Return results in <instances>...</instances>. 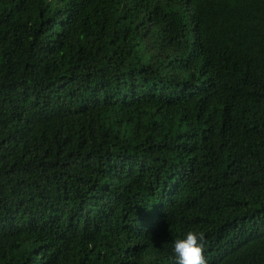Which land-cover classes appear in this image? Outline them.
<instances>
[{
	"label": "trees",
	"instance_id": "16d2710c",
	"mask_svg": "<svg viewBox=\"0 0 264 264\" xmlns=\"http://www.w3.org/2000/svg\"><path fill=\"white\" fill-rule=\"evenodd\" d=\"M264 264V0H0V264Z\"/></svg>",
	"mask_w": 264,
	"mask_h": 264
},
{
	"label": "clouds",
	"instance_id": "9594fccd",
	"mask_svg": "<svg viewBox=\"0 0 264 264\" xmlns=\"http://www.w3.org/2000/svg\"><path fill=\"white\" fill-rule=\"evenodd\" d=\"M207 236L203 230L189 227L171 242L170 264H208L205 255Z\"/></svg>",
	"mask_w": 264,
	"mask_h": 264
}]
</instances>
